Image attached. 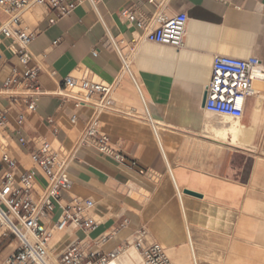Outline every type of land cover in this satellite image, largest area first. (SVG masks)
<instances>
[{"label": "crops", "instance_id": "1", "mask_svg": "<svg viewBox=\"0 0 264 264\" xmlns=\"http://www.w3.org/2000/svg\"><path fill=\"white\" fill-rule=\"evenodd\" d=\"M124 7L148 23L156 4L152 0H101L95 6L83 2L54 23L48 22L44 7H32L37 20L31 27L35 36L28 45L29 66L36 68L41 89L34 111L25 109L23 97L29 93L25 85H3L12 69L21 71L23 66L9 51L10 40L2 38L0 116L5 119L2 133L12 141V156L28 167L29 152L40 140L61 146L71 180L62 200L77 197L94 202L91 214L96 228L87 235L67 228L52 250L58 246L62 250L69 238L79 237L90 249L107 253L124 246L139 228L154 231L158 225L170 224L184 231L179 191L189 200L241 212L245 199L251 203L254 199L248 195L250 185L261 181L255 169L258 159L264 161V82L256 83L260 91L246 99L240 116L248 129L241 139L246 146L229 145L204 133L203 97L215 55L257 56L264 63V0H169L166 15L187 16L179 48L147 42L142 28L120 17ZM4 18L0 12V20ZM123 62L128 71L123 70ZM82 75L114 86L110 108L97 110L95 96L81 104L74 92L64 88L67 76ZM17 113L24 114L20 126ZM92 119L119 151V160L99 153L93 140L84 138ZM155 121L182 135L170 153L171 165L157 139ZM19 136L30 142L20 144ZM195 137L225 148L196 150ZM38 183L43 184L41 177ZM189 209L188 214H193L194 209ZM58 214L59 209L44 222L48 228ZM103 237L106 240L101 242Z\"/></svg>", "mask_w": 264, "mask_h": 264}, {"label": "built area", "instance_id": "2", "mask_svg": "<svg viewBox=\"0 0 264 264\" xmlns=\"http://www.w3.org/2000/svg\"><path fill=\"white\" fill-rule=\"evenodd\" d=\"M101 0H0V12L5 15L0 20V46L2 38L10 40L9 51L16 55L23 66L21 71L12 69L5 78L4 87L23 84L29 93L23 97L25 109L34 111L41 89L36 81V68L30 67L31 55L28 45L35 36L32 28L25 26L23 15L33 6H42L47 10L48 22L71 14L83 2L95 6ZM156 4L148 23L141 21L128 7L119 11L120 17L142 28L147 42L179 48L183 43L187 16L184 12L168 16L164 8L169 0H152ZM1 56V52H0ZM128 71L127 64L123 62ZM257 82H264V63L257 56L238 58L229 55H215L211 64V74L204 90L203 106L208 112L217 115L242 113L247 98L259 93ZM66 90L74 92L80 103L88 102L95 96V107L104 110L111 107L114 86L101 79L88 75L67 76L63 80ZM82 93V95H79ZM150 119V118H149ZM72 121L75 117L72 116ZM16 124L24 121V114L17 113ZM5 119L0 116V246L8 238L15 244L13 250L2 256L0 264H110L121 248L107 253L90 249L83 238H73L62 250L53 255L49 246L52 228L81 230L85 235L97 226V220L91 214L94 202L90 198L72 197L63 201L61 193L68 191L71 180L66 170V153L59 145L40 140L35 150L29 152L28 167L21 166L11 154L12 141L2 130ZM16 133H20L18 129ZM84 138L92 139L97 151L120 159L119 151L112 147L109 137L100 133L97 120L92 119L84 131ZM18 142L25 145L30 139L19 136ZM38 177L43 184L38 183ZM59 209L52 228L45 225L50 215ZM146 231L139 228L133 244L140 251L144 264H173L163 248L157 242L148 243ZM106 237L100 239L105 241ZM11 245L12 243H8ZM93 244H97L93 241ZM129 245V241L126 242Z\"/></svg>", "mask_w": 264, "mask_h": 264}, {"label": "bare ground", "instance_id": "3", "mask_svg": "<svg viewBox=\"0 0 264 264\" xmlns=\"http://www.w3.org/2000/svg\"><path fill=\"white\" fill-rule=\"evenodd\" d=\"M27 15L30 20H35L32 9L27 11ZM41 16L39 17L41 18ZM237 56L239 55L237 54ZM198 64L200 63L198 62ZM94 79L97 78L94 77ZM123 109L125 108L123 107ZM240 116L239 112L231 115H217L205 111L204 119L202 118L204 133L212 138L227 142L229 145L246 146L241 139L247 136L248 129L241 123ZM153 124L164 155L171 165L170 153L178 146L182 135L165 129L163 124L158 121ZM192 140H194L192 146L196 150L204 146H209L217 151L225 148L223 145L204 142L196 137ZM226 148L230 149L231 146ZM196 153L194 152V154ZM262 164L264 161L258 159V166L255 169V173L262 176L261 181L252 183L248 190V195L253 196L254 199L251 200V203L246 198L241 212H234L195 199L189 200L179 191L177 194L178 203L184 211L182 214L186 222L184 231L174 230L170 224L158 225L154 231L146 230L145 239L148 243L157 242L173 264H264V165L262 167ZM190 207L194 209L191 215L188 214ZM51 231L49 246L52 247L62 238L64 231L56 228H52ZM133 239L134 236H130L129 245L119 247L117 257L112 259L110 264H144L140 251L133 244ZM70 240L72 238H69L68 241ZM177 241L180 242L176 243ZM60 248L61 246L56 247L53 250V255L58 253Z\"/></svg>", "mask_w": 264, "mask_h": 264}, {"label": "rangeland", "instance_id": "4", "mask_svg": "<svg viewBox=\"0 0 264 264\" xmlns=\"http://www.w3.org/2000/svg\"><path fill=\"white\" fill-rule=\"evenodd\" d=\"M31 9H32V7H30L28 10H26L25 14L23 15V23H24L25 26H28L29 28H31L35 24V20H36V19L35 20H33V19L30 20L28 18L27 11H29ZM257 88H258V86H257ZM79 95H82V93H80ZM8 243H12V244L9 245ZM125 245H127V244H125ZM14 247H15V244L12 242V238L8 237L4 241V243L0 246V249L2 250V256H5V255L9 254L13 250Z\"/></svg>", "mask_w": 264, "mask_h": 264}, {"label": "water", "instance_id": "5", "mask_svg": "<svg viewBox=\"0 0 264 264\" xmlns=\"http://www.w3.org/2000/svg\"><path fill=\"white\" fill-rule=\"evenodd\" d=\"M203 101H204V97H203Z\"/></svg>", "mask_w": 264, "mask_h": 264}]
</instances>
